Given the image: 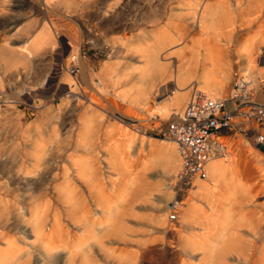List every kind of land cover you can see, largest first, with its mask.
Masks as SVG:
<instances>
[{
	"label": "bare ground",
	"instance_id": "1",
	"mask_svg": "<svg viewBox=\"0 0 264 264\" xmlns=\"http://www.w3.org/2000/svg\"><path fill=\"white\" fill-rule=\"evenodd\" d=\"M8 1L10 0H0V13L5 14L8 12L12 17H8L6 21L2 19L0 22H17L20 19H18V16H14L13 12L20 9L19 7L28 6L27 2L20 3L16 0L17 2L10 7ZM169 1L171 0H167V2ZM176 1L182 6L180 10H183V12L173 14L172 10L169 9L166 14L161 11L165 13L163 18H167V15H173L172 17L176 16L183 20H189L198 27V30L191 33L183 23L180 27H177L175 34L167 29V32L162 31L155 46H149L146 41H143L144 46L139 48L142 54L139 53V55L144 59L143 64L128 69V73L133 71V75L136 76L135 84L130 88L127 87L129 89L121 90V94H119L120 92L117 93L119 95L116 94V97L128 101L126 97L129 95L131 96L129 97L131 98L129 103L141 101L145 104L151 83L155 78L161 77L165 73L173 75L176 85L174 89L172 87L166 101L160 105L158 109L160 113L170 112L173 108H178L185 100L189 88L192 87H194L192 88L194 94L200 92L211 98L220 99L229 96H215L213 94L221 92L228 78L231 59L228 58L227 48L230 43L237 40L236 35L234 36L237 26H242L248 30L256 28L258 31L259 28L264 27V0ZM243 5L246 12L241 15L240 24H237L233 14L239 13ZM48 31H50L49 26L41 28L35 34L25 32L21 36V43L19 44L6 43V41L4 43L3 40V44L2 42L0 44V69L6 71V66L7 68L13 65L17 66L18 63L26 61L28 62L23 63V65L28 67L31 57L33 55L39 56L38 53L48 44ZM189 41V45H185L184 49L178 50V53L176 52V68H171L167 58L172 56L167 53V49H169L167 46L176 42L186 44ZM139 42L137 45H141V41ZM134 43L135 41L130 39L125 46L131 51L136 46ZM159 50L166 53L164 57H160ZM260 52L261 48L254 33L245 41L238 43L234 49L236 57H239L244 63L243 69L246 74H238L236 81L245 90L254 88L260 90L264 85V77L253 75L257 71L259 74L264 73L257 66ZM73 54L69 58L73 59L76 64L79 55L78 53ZM115 66L113 62L105 60L103 62V72L110 74L116 71L117 67ZM78 68L79 66L76 67L75 65L73 72H77ZM66 69L68 71L71 69L69 62ZM17 73L20 74L21 71L11 73L10 79L16 77ZM125 74L126 72L121 71L117 82L120 83L124 76L126 77ZM9 80L6 82H9ZM192 82H194V85H192ZM97 84L96 90L101 92L103 90L102 83L98 82ZM2 88H0V102H5L7 94L11 91ZM231 92L232 95L233 90ZM20 93L24 92L23 88L20 89L19 87L16 94ZM11 97L15 98L13 93ZM189 98L183 103L184 105ZM184 105L182 108H184ZM181 109L176 112L181 111ZM176 112L173 111L171 114ZM46 116L49 118L51 114L47 112ZM54 116L52 114L50 118L55 120ZM94 120L82 116L80 121L81 130L75 133L72 129L70 131L66 130L64 136H59L58 128L51 123L48 141L45 140V125L42 124L43 127L41 125L31 126L30 123L23 129L17 123L15 131H22V134L19 135L21 141L19 142L17 139L18 148H14V152L17 153L16 156L21 164H16L17 171L15 174L5 176L3 165L8 162L6 161L8 159H5V161L3 159V162L0 163V264H31L35 259L41 263L45 261L47 264H55L59 263V258L64 259L65 264H97L94 249L97 248L99 252L103 253L110 248L107 247V243L111 240L109 238L110 234H115L116 228L120 224L118 223V217L121 215L123 207L120 205L125 206L126 200L128 201L127 196H131L132 199L135 198L134 201H142L147 200L148 196L152 195L153 185L145 175L138 178V180L137 178L128 180L127 177H122L119 186L115 180L107 178L103 167H95L89 160H92V158L87 160L80 156L70 155L65 160L67 165L60 164L62 168L60 167L61 171L58 172L59 157L68 146H71L74 150L82 149L86 153L92 152L96 145L95 135H97V122ZM153 127L156 126L153 125ZM128 129L130 128L128 127ZM103 131L104 138L109 139L110 130L105 128ZM225 138L226 136L218 138L224 146L222 158L228 155V144ZM135 140L134 135L121 132L119 139L113 141L114 144L104 143L102 147L100 145L99 150L101 149L106 158L104 161L105 167L115 170L114 165L117 163L125 167L127 161L125 162L124 159L118 157L119 152L128 153L136 142ZM158 141L160 143L167 141V144L161 145L162 150H164L163 153H165H162L164 157L161 158L163 161L161 163H164L166 169L173 170L178 156L180 169L181 157L178 152V155L176 154L177 149L173 147L175 142L167 138ZM153 143L151 140L148 141L149 145ZM258 155H260L259 152ZM216 157L210 158L206 163L207 178L196 179L199 181L195 192L206 209L198 208L193 202H189L185 207L186 221L190 224L199 225L204 230L200 235L188 239L189 246L186 243L184 245L190 247V251H187L189 256L201 255L195 263L189 264H264V239L259 240V244L253 239H247L248 241L244 242L245 240L242 239L244 235L242 236L238 232L239 230L236 229L240 222L234 218L233 214L234 206L242 207L250 204L252 196L248 195L251 192L239 180L240 178L237 177L233 167L222 164L219 160L217 161ZM252 165L257 167L258 171L264 170V161L260 159ZM252 165H250V168L246 167L248 172L249 169L252 170ZM31 175L37 178L34 181L28 180L27 176ZM102 179L107 182H102ZM196 180L190 191L194 190ZM132 199L130 198V202H133ZM182 203L179 217L186 201ZM154 207L156 206L154 205ZM253 227L247 225L248 231L255 235L256 229ZM252 228L255 229L253 232ZM76 231L79 233L77 234ZM27 232L33 236V240H29ZM237 233L242 237H239ZM17 241H20L24 246L17 245ZM196 250H200V252L195 254ZM114 251H111L112 257L117 260L118 264L148 263V260L144 261L142 255L136 251L132 253L125 251L126 253H124L123 249L119 248V252L113 256ZM103 256L105 260L108 259V256Z\"/></svg>",
	"mask_w": 264,
	"mask_h": 264
},
{
	"label": "rangeland",
	"instance_id": "2",
	"mask_svg": "<svg viewBox=\"0 0 264 264\" xmlns=\"http://www.w3.org/2000/svg\"><path fill=\"white\" fill-rule=\"evenodd\" d=\"M18 1L20 3L27 2L28 6L19 7L20 9L13 12L14 16H18V19H20L17 22H0V44L3 40L4 43L6 41V43L14 42L19 44L23 33L35 34L41 28L47 26H49L51 32L48 31V44L41 49L38 53L40 54L39 56L33 55L31 57L28 67L23 65V63L28 62L26 61L18 63L17 66L13 65L8 68L6 66V71L0 69V83L2 82L0 88L3 87V90L11 91V93L7 94V100L0 102V163L3 162V159L4 161L8 159L6 160L8 161L5 163L6 165H3L5 176L15 174L17 171L16 166L21 164V161L16 156L17 153L14 152L18 148L17 139L20 142L19 135L22 134V131H15L17 123L23 129L30 123L31 126L41 125L43 127L45 125V140L48 141L51 123L58 128L59 136H64L70 129L74 133L81 130L80 121L82 116L91 120L95 119L98 133L96 132L97 135H95L96 145L93 148L94 151L92 150L93 153H86L82 149L74 150L71 146H68L59 157L58 172L61 171L62 163L67 165L65 160H67L68 156L75 155L87 160L92 158L94 161L89 160L95 167H103L107 178L115 180L119 186L121 185L120 180H122V177H127L128 180L130 178H137L138 180L144 175L153 185L152 195L148 196L147 200L134 201L133 199L135 198L132 199L128 195V201L126 200L125 206L120 205L124 208L122 207V213L118 217V223L120 224L116 228V233L110 234L109 238L111 240L107 243V247L110 248L103 253L99 252L97 248L94 249L97 264H118L117 260L112 257L111 251L115 250L114 256L119 252V248L123 249L124 253L138 252L142 255L144 261L148 260L149 264L195 263L201 255L191 257L187 254V251H190L188 239L192 236L200 235L204 230L199 225L190 224L186 221L185 207L189 202H193L198 208L206 209L195 192L199 180H196L194 190L190 191L183 200L186 203L178 221L170 223L167 219L166 204L176 195L175 181L180 162L177 156L178 161L176 160L174 169L165 168L164 163H161L163 162L161 158L165 154L161 145L167 144V141L160 143L159 139L166 138L158 137L155 135L154 129H152L153 125L162 126L173 111L176 112L181 109L184 105L183 103L193 93L192 88L194 87L189 88L183 103L178 108H173L172 112L160 113L158 110L160 105L166 101L172 87L174 89L176 85V81L170 73V75L165 73L153 80L149 93H147L145 104L141 101L129 103L131 99L129 95L126 97L128 101L115 95L119 92L121 94V90L129 89L135 84L136 76L133 75V71L128 73V69H130L129 67L143 64L144 59L141 58L142 56L140 55L142 54L139 49L144 46L145 43L143 41H146L149 46H155L157 38L161 36L162 31L167 32L169 30L172 34H175L177 27H180L183 23L191 33L196 32L198 27L189 20H183L176 16L172 17L173 15H167V18H163L169 9L172 10L173 14L183 12V10H180L182 6L176 0L169 2L167 0ZM221 1L224 2L225 0ZM15 2L17 1H8V6L12 7ZM245 12L243 5L239 13L233 14L237 24H240L241 15ZM8 17L11 18L12 15L8 12L5 14L0 13V20L5 19L6 21ZM253 33L256 35L258 45L261 48L257 66L264 71V27L259 28L258 31L256 28L248 30L242 26H237L234 33L237 40L230 43L227 48L228 58L231 59L228 78L221 92L213 93L215 96L229 95L234 81L236 82V76L238 74L246 75L243 69L244 63L239 57H236L234 49L238 43L245 41ZM130 39L135 41L134 44L138 49L135 48L136 46L131 51L127 49L125 45ZM139 41H141V45H137V43H140ZM176 43L167 46L169 47L167 53L172 56L167 58L171 68H176L177 51L184 49L185 45H189L190 41L186 44ZM159 52L161 58L166 54L161 50ZM173 52L177 53L174 54ZM73 53H78L79 55L76 64L73 59L69 58ZM105 60L113 62L116 65L115 67H117L116 71L110 74L103 72V62ZM68 62L71 67L70 71L66 69ZM75 65L76 67L77 65L79 66L77 72H73ZM2 71L4 72L2 73ZM14 71H21V73H17L16 77H11L12 79H10L9 76H12L10 74L14 73ZM121 71L126 72V77L124 76L119 83L117 78H119ZM253 75L255 77L257 75L264 77V73L259 74L258 71L254 72ZM5 80H9V82ZM98 82L102 83L103 90L101 92L96 90ZM192 85H194V82H192ZM19 87L20 89L23 88L24 93L16 94ZM251 90L254 91L253 97H255V100L264 103V85L260 90L255 88ZM12 93L15 98L11 97ZM47 112L51 114L50 117H52V114L55 115V120L50 117L47 118ZM105 128L111 132L109 139L104 138L103 129ZM121 132H128L134 135L136 142L128 153L119 152L118 157L124 159L125 162L127 161L125 167L117 163L114 165L116 169L110 170L105 167L104 161L106 158L101 149L99 150V146H104V143L114 144L116 139H119ZM149 140L155 143L152 144L154 146L148 144ZM225 140L228 144V155L225 158L217 156L216 159L222 164H228L233 167L237 177L240 178L239 180L249 188L251 193L248 196H252L250 204L242 207L237 205L233 208L234 218L240 222V225L236 224V229L239 230L238 232L242 236L244 235L242 238L245 240L244 242L253 239L259 244V240L264 239V170L258 171L259 169H256L257 167L252 164L257 162L258 159L262 161L264 159L259 157L252 138H244L240 134H230L226 136ZM173 147L176 149L174 143ZM152 150L154 151L152 152ZM255 159L257 160L255 161ZM250 165L253 168H251V171L249 169L248 172L246 167L250 168ZM20 167L22 166L20 165ZM36 178L33 175L27 176L30 181H34ZM102 182L107 181L102 179ZM130 198L133 202H130ZM243 224L246 225L244 226ZM247 225H250V227L254 225L253 228L256 230L252 228V232L255 230V235L248 231ZM76 232L77 234L79 233L78 231ZM27 236L29 240H33V236L30 233L27 232ZM185 243L188 245L187 247L184 246ZM17 245L20 247L24 246L20 241H17ZM199 252L200 250H196L195 254ZM103 255L108 256V259L105 260ZM31 264L47 263L45 261L41 263L35 259ZM55 264H65L64 259L59 258V263Z\"/></svg>",
	"mask_w": 264,
	"mask_h": 264
},
{
	"label": "built area",
	"instance_id": "3",
	"mask_svg": "<svg viewBox=\"0 0 264 264\" xmlns=\"http://www.w3.org/2000/svg\"><path fill=\"white\" fill-rule=\"evenodd\" d=\"M227 98H211L193 93L181 111L171 114L164 124L152 127L155 135L171 139L181 157L176 175L175 197L166 204L167 219L178 221L182 202L194 187V181L207 176L206 163L222 156L219 137L240 134L252 138L259 156L264 158V103L257 102L252 90L237 81Z\"/></svg>",
	"mask_w": 264,
	"mask_h": 264
}]
</instances>
